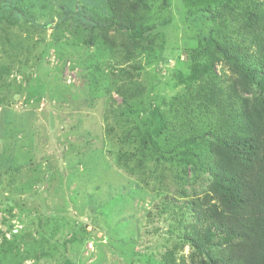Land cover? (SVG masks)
Masks as SVG:
<instances>
[{"label": "rangeland", "instance_id": "1", "mask_svg": "<svg viewBox=\"0 0 264 264\" xmlns=\"http://www.w3.org/2000/svg\"><path fill=\"white\" fill-rule=\"evenodd\" d=\"M130 2L0 0V264H209L178 234L193 230L187 202H217L212 157L170 160L165 143L146 151L141 125L155 107L171 116L195 102L203 130L217 128L205 103L258 104L264 94L241 61L208 42L227 27L222 45L253 58L264 0ZM134 11L154 25L143 38L110 27ZM257 58L251 77L264 74Z\"/></svg>", "mask_w": 264, "mask_h": 264}, {"label": "trees", "instance_id": "2", "mask_svg": "<svg viewBox=\"0 0 264 264\" xmlns=\"http://www.w3.org/2000/svg\"><path fill=\"white\" fill-rule=\"evenodd\" d=\"M146 2L147 0H131L129 4L138 11V7H143ZM213 3L217 6L216 1ZM255 4L259 5L258 2ZM129 10L126 7L124 12ZM260 10L264 12V6ZM254 15L255 12L250 10L244 17L250 21ZM19 19L25 21L23 16ZM113 26L129 31L133 38H143L145 32L153 29L154 25L144 21L134 11L127 23L118 17L114 18L110 27ZM227 30V27L217 25L212 29L213 35L208 42L209 47L214 50L212 54H227L237 62L241 61L251 82L264 94V74L261 77H251L255 70L247 67V62H251L257 55V64L264 71V38L257 43L255 56L252 58L247 50L240 47V43L228 40L225 42L226 47L222 45ZM208 62L210 64L207 65L200 62L193 64L190 73L186 75L195 78L202 65L213 70L214 60ZM1 69L3 68L0 67V72ZM131 101L134 99L123 98L122 106L129 114H135ZM226 103L233 105L220 107L222 102L221 105H210V102L203 105L208 106L206 108L209 113L211 108L219 112L217 128L205 126L204 130L203 116H199L202 111L194 112L189 109L197 105L195 102L186 106V112L175 108L177 113H172L171 116L155 107L142 121L141 126L146 127V130L141 133L140 139L146 151L160 147L163 143L167 144V148L173 150L170 160L184 161L195 153L199 156L209 154L212 157L209 167L205 169L212 172V189L217 202L205 207H196L194 201L187 202L185 213L181 208L184 218L193 223V230L178 234L183 243L190 245L209 264H264V97L253 105L240 101L234 103L230 98ZM236 110L240 113H236ZM165 130L169 135L162 139ZM179 228L182 232L181 225ZM174 232L172 229V236ZM74 241V237L69 239L70 243ZM65 264H71L70 258H67Z\"/></svg>", "mask_w": 264, "mask_h": 264}]
</instances>
